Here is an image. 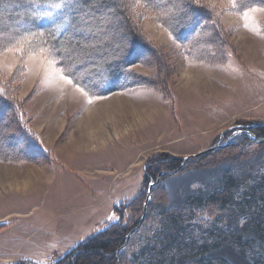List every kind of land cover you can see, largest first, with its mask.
I'll return each mask as SVG.
<instances>
[{"label":"rangeland","instance_id":"rangeland-1","mask_svg":"<svg viewBox=\"0 0 264 264\" xmlns=\"http://www.w3.org/2000/svg\"><path fill=\"white\" fill-rule=\"evenodd\" d=\"M126 2L82 11L80 38L59 50L22 21L0 22V264H56L115 228L128 233L119 259L146 264L157 235L166 242L182 225L200 243L224 240L206 259L264 260L262 204L191 203L229 177L240 203L264 177V139L245 145L242 130L264 123V0ZM118 65V90L101 94ZM169 158L194 160L146 176Z\"/></svg>","mask_w":264,"mask_h":264},{"label":"trees","instance_id":"trees-1","mask_svg":"<svg viewBox=\"0 0 264 264\" xmlns=\"http://www.w3.org/2000/svg\"><path fill=\"white\" fill-rule=\"evenodd\" d=\"M126 1L127 0H0V22L5 19L4 23L6 22V25L3 23V28H8L13 22L22 21L23 25L19 27L21 31L25 32V34L43 35L47 42L51 45L53 44L54 48L59 50L67 48L66 42H69V39L74 40L80 38V31L82 30V11L93 9L95 12H102L109 4L114 6L117 4L118 7L120 6L121 9L123 8L124 10L127 4ZM55 4H61L62 6L54 7L53 5ZM239 4L241 5V2H238L236 6L240 9L241 6ZM123 10H120V13H123L129 18L127 13ZM182 15L183 13H181V16ZM27 20L28 24L26 23ZM195 24L196 23H194V25ZM192 28L193 26H190L187 31H184L182 39L185 40L183 42H186V38L189 37V35L192 36L194 34L195 30H192ZM178 30H180L179 27H177L175 31L177 32ZM21 31L18 35H23ZM137 51L139 50L135 48V52ZM191 53L192 52H190V54ZM134 55L135 54L132 53L131 56L134 57ZM130 64H133V62ZM107 69L108 68L104 70ZM120 71L119 65L113 66V69L105 71V79H107L108 83L105 86H103V83L102 85H98L99 90L101 89V94H111L118 90L121 79ZM98 77H100V75ZM0 109L3 110L0 111V113L2 112L1 114L4 115L5 111L3 106H1ZM243 126L242 130L248 132V134L244 135L245 145H255L250 136L259 140L264 139V123L251 122L245 123ZM28 138H31L30 134ZM222 151L224 152V150ZM193 160L194 159L172 160L169 158L162 162H155L154 167H152L150 171V166L148 167L146 176L156 178L161 170L173 172L180 167L185 168ZM255 183L256 184L251 186L241 197L240 203L238 198L235 197L236 190L239 186V180H235L232 177L228 178L221 191L193 197L191 203L196 205L203 204L208 210L211 209V212L216 209L226 210L230 205H232L231 207L239 206L246 201V203L251 206L261 204L264 206V177ZM169 217L165 216V221L168 220ZM139 219L138 217L137 221H139ZM170 219L172 222L180 224L178 219L176 220L174 217ZM181 227L182 228L178 229L173 234H169V236H167L168 238L165 240L166 242H160V235H157V243L151 249V256H154L155 260L151 259L150 261L149 259L146 264H175L178 257L183 253H185L188 258L198 257L195 264H227L221 258L209 260L204 256L212 249H219L222 247L224 240L217 242V244L200 243L199 240H194L192 238V235L188 232L189 227L185 228L183 225ZM255 231L257 237L264 241L263 220L257 223ZM127 234V231L120 230L119 228L100 231L90 238L87 243L71 252L66 258L56 264H125L127 261L122 262L119 259L122 254L119 250L124 246ZM236 240L237 243L244 242L243 236H237ZM256 264H264V260L258 259Z\"/></svg>","mask_w":264,"mask_h":264},{"label":"snow or ice","instance_id":"snow-or-ice-1","mask_svg":"<svg viewBox=\"0 0 264 264\" xmlns=\"http://www.w3.org/2000/svg\"><path fill=\"white\" fill-rule=\"evenodd\" d=\"M231 5H232V7H235V0H231ZM53 6H54V7H61L62 5H61V4H55V5H53ZM45 14H46V13H45ZM244 16H245V19L248 18V17H247V13H245ZM246 26H247V25H246ZM13 47L15 48V50H16L17 52H22L21 41H17L16 44H15ZM7 50H10V51H11V50H13V49H12V48H9V49H7ZM41 51H43V49H41ZM33 55H34V53H33ZM51 62H52L53 64L55 63L54 60H52ZM59 75H60V78H61V79H65L66 82L71 83V80H68L67 77L64 76L63 72L59 73Z\"/></svg>","mask_w":264,"mask_h":264},{"label":"crops","instance_id":"crops-1","mask_svg":"<svg viewBox=\"0 0 264 264\" xmlns=\"http://www.w3.org/2000/svg\"><path fill=\"white\" fill-rule=\"evenodd\" d=\"M99 115H100V117H102V118L96 119L97 121H95V124H96L97 122H98L99 124H101L102 121H103L104 114H102L101 112H99Z\"/></svg>","mask_w":264,"mask_h":264},{"label":"bare ground","instance_id":"bare-ground-1","mask_svg":"<svg viewBox=\"0 0 264 264\" xmlns=\"http://www.w3.org/2000/svg\"><path fill=\"white\" fill-rule=\"evenodd\" d=\"M89 121H91V120L89 119Z\"/></svg>","mask_w":264,"mask_h":264}]
</instances>
